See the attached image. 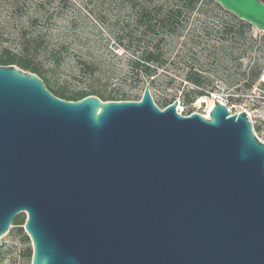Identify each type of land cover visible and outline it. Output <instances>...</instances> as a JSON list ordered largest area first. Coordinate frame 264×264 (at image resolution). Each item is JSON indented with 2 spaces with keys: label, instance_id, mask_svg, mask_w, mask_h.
<instances>
[{
  "label": "water",
  "instance_id": "obj_1",
  "mask_svg": "<svg viewBox=\"0 0 264 264\" xmlns=\"http://www.w3.org/2000/svg\"><path fill=\"white\" fill-rule=\"evenodd\" d=\"M264 31L263 0H216ZM55 95L0 65V238L26 213L31 264H264V141L216 100Z\"/></svg>",
  "mask_w": 264,
  "mask_h": 264
},
{
  "label": "trees",
  "instance_id": "obj_2",
  "mask_svg": "<svg viewBox=\"0 0 264 264\" xmlns=\"http://www.w3.org/2000/svg\"><path fill=\"white\" fill-rule=\"evenodd\" d=\"M124 1L130 2L135 9L134 24H129L125 33L116 36L118 45L128 50L127 67L124 71L117 72L115 67L103 70L96 60L76 56L74 66L68 71L67 77L77 82L78 86L70 88L67 80L58 87L53 86L50 77L62 65L68 48L65 44H59L49 49L47 32L43 26H39L44 19L48 20L53 16L45 8L48 0H0V65L14 64L38 74L55 95L68 100H79L88 95H96L103 100L116 99L113 91H107V82H102L103 77L112 79L115 75L149 84L154 96L158 90L159 70L171 61L166 50L168 39L185 37L188 19L198 14V17L200 15L205 19H216V23L205 26L215 32L214 48L217 47L219 66L224 71L231 70L232 67L237 71L236 78L230 85L235 87L237 92L245 93L256 88L259 91L257 98L262 103L264 112V80L261 79L264 75L263 30L239 18L216 0H167L158 5H152L147 0ZM29 2H32L31 13L28 12ZM26 11L27 15L23 16ZM10 25L12 31L8 34L4 27ZM148 38L154 39V42L150 43L146 40ZM47 51L52 68L41 62V57ZM184 82H187V89L185 87L182 91L184 104L192 103L199 96H208L216 89L210 74L203 67L190 66L185 71ZM242 95H230L228 100L231 103L241 101ZM174 100L175 95L169 97L168 94H161L160 105L155 99L162 108ZM18 220L19 216L14 222L25 224L26 220ZM25 238L29 239V236L25 234ZM2 253L0 246V256ZM30 256L33 257V253Z\"/></svg>",
  "mask_w": 264,
  "mask_h": 264
},
{
  "label": "rangeland",
  "instance_id": "obj_3",
  "mask_svg": "<svg viewBox=\"0 0 264 264\" xmlns=\"http://www.w3.org/2000/svg\"><path fill=\"white\" fill-rule=\"evenodd\" d=\"M147 1L152 5H158L167 0ZM45 8L53 16L51 19H44L39 26H43L47 32L49 49L59 44H65L68 48L62 65L50 77L53 86L58 87L66 80L70 88L78 86L77 82L67 77L68 71L74 66L76 56H86L96 60L103 70L115 67L117 72H122L126 69L128 50L118 45L116 36L125 33L129 24L132 25L135 22V9L130 2L124 0H48ZM31 10L32 2H29L28 12L31 13ZM26 15L27 11L23 16ZM215 20L194 14L188 19L189 23L184 32L185 37L168 39L166 50L171 61L159 70L158 90L155 91L154 98L159 101L161 94H168L169 97L175 95V100L179 98L180 102L177 108L186 115L192 112L209 114L215 102L214 98H216L225 103L233 113L246 110L257 136L264 141V112L262 103L257 98L259 91L254 88L247 93L237 92L235 87L230 85L235 80L237 71L234 67L224 71L219 66L217 47L214 48L215 32L211 28L206 29L207 26H205L212 25V22L216 23ZM11 26L4 27V30L9 32L8 34H11ZM146 40L150 43L154 42L152 38ZM41 62L46 67H53L49 51L41 57ZM190 66L203 67L210 74L216 89L208 96H199L192 103L184 104L182 91L187 86V82H184L185 71ZM261 79L264 80V75ZM102 82H107V91H113L116 97V99L108 100H138L147 85L123 75H115L112 79L103 77ZM241 93L243 94L241 101L229 102L230 95L240 96ZM159 103L162 105L160 101ZM18 216L19 222H24L27 217L26 213ZM25 234L27 235L24 223L13 222L9 233L0 238L3 252L0 256V264L31 263L32 241L30 237L26 239Z\"/></svg>",
  "mask_w": 264,
  "mask_h": 264
},
{
  "label": "built area",
  "instance_id": "obj_4",
  "mask_svg": "<svg viewBox=\"0 0 264 264\" xmlns=\"http://www.w3.org/2000/svg\"><path fill=\"white\" fill-rule=\"evenodd\" d=\"M205 116H207V117H208V116H209V114H205ZM256 134H257V133H256Z\"/></svg>",
  "mask_w": 264,
  "mask_h": 264
},
{
  "label": "bare ground",
  "instance_id": "obj_5",
  "mask_svg": "<svg viewBox=\"0 0 264 264\" xmlns=\"http://www.w3.org/2000/svg\"><path fill=\"white\" fill-rule=\"evenodd\" d=\"M179 110V109H178Z\"/></svg>",
  "mask_w": 264,
  "mask_h": 264
}]
</instances>
